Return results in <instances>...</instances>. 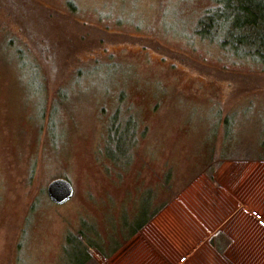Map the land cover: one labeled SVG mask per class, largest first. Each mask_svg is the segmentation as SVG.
Masks as SVG:
<instances>
[{
  "label": "rangeland",
  "instance_id": "374dc122",
  "mask_svg": "<svg viewBox=\"0 0 264 264\" xmlns=\"http://www.w3.org/2000/svg\"><path fill=\"white\" fill-rule=\"evenodd\" d=\"M220 7L0 0V264H70L80 231L118 248L185 184V146L195 164L204 143L231 149L239 177L264 159V58L237 30L205 28L249 17ZM59 178L75 190L63 205L47 195ZM161 178L171 190L153 189Z\"/></svg>",
  "mask_w": 264,
  "mask_h": 264
},
{
  "label": "crops",
  "instance_id": "0c3cea01",
  "mask_svg": "<svg viewBox=\"0 0 264 264\" xmlns=\"http://www.w3.org/2000/svg\"><path fill=\"white\" fill-rule=\"evenodd\" d=\"M205 147L195 164L185 146V184L122 245L103 251L102 264H264V159L248 161L239 177L231 149L219 144L211 155ZM171 186L161 178L153 189Z\"/></svg>",
  "mask_w": 264,
  "mask_h": 264
},
{
  "label": "trees",
  "instance_id": "16d2710c",
  "mask_svg": "<svg viewBox=\"0 0 264 264\" xmlns=\"http://www.w3.org/2000/svg\"><path fill=\"white\" fill-rule=\"evenodd\" d=\"M220 4L218 8L219 16L224 13L222 9L223 4L231 9L240 10L239 12L243 15H248V19L238 20L232 26H228L225 23L220 22V18L211 20L205 23L206 27H213L216 30L231 29V31L237 30L239 33L237 40L238 44L251 46L254 48V54L260 55L264 58V40L258 41L260 31H264V0H216ZM223 18V17H222ZM223 20V19H222ZM209 31V30H208ZM248 35V36H247ZM252 35V36H251ZM249 37V40L246 41ZM236 42L235 37H232ZM139 221L135 227L131 230L130 236L134 235L141 227L145 224V221ZM78 236L87 237L84 232H78L74 235H68L64 248V253L67 255L70 264H87L92 260L91 255L87 252L88 249H97L101 254L104 255L103 250L94 242L86 243L85 239H79ZM117 248V247H116Z\"/></svg>",
  "mask_w": 264,
  "mask_h": 264
},
{
  "label": "water",
  "instance_id": "95a60500",
  "mask_svg": "<svg viewBox=\"0 0 264 264\" xmlns=\"http://www.w3.org/2000/svg\"><path fill=\"white\" fill-rule=\"evenodd\" d=\"M74 193L72 183L63 178L55 179L47 186V195L55 204H66L73 198Z\"/></svg>",
  "mask_w": 264,
  "mask_h": 264
},
{
  "label": "flooded vegetation",
  "instance_id": "af4514ba",
  "mask_svg": "<svg viewBox=\"0 0 264 264\" xmlns=\"http://www.w3.org/2000/svg\"><path fill=\"white\" fill-rule=\"evenodd\" d=\"M25 11V10H24ZM25 14V13H24ZM23 14V15H24ZM27 38H28V40H29V43L30 44H32V45H36L38 42L34 39V38H32V37H29V36H27ZM34 39V40H33ZM37 47V46H36Z\"/></svg>",
  "mask_w": 264,
  "mask_h": 264
}]
</instances>
